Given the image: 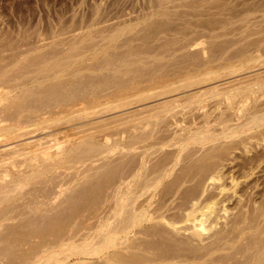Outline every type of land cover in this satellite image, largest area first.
<instances>
[{"label": "bare ground", "instance_id": "1", "mask_svg": "<svg viewBox=\"0 0 264 264\" xmlns=\"http://www.w3.org/2000/svg\"><path fill=\"white\" fill-rule=\"evenodd\" d=\"M123 30L126 31L125 28ZM117 37L118 32H114L105 40L108 44L114 43L121 36ZM80 38L77 42H84L83 36ZM193 41L192 46L197 39ZM169 44V47L173 45ZM189 45L180 47L185 50ZM211 46L208 52L213 53L217 49ZM261 46V41L255 40L248 47L245 45V49L241 47V52L237 50L238 55L235 53L226 59H222L224 54H218L219 50L214 51L220 56L210 54L208 61L207 54V61L201 60L200 64L193 60L197 69H192L195 64L192 65L191 56L186 53L192 70L188 69L189 66L183 70H190L192 75L179 77L181 70L177 73L179 78L176 74H172L171 80L167 77L171 82L165 77L169 73L164 76L161 74L164 68L151 66V61L144 64L142 60L144 66L151 67L145 70H152L150 73L143 71L141 59L136 60L135 57H139L140 54H136L146 49L144 47L136 54L129 50L127 57H104L107 60L99 59L104 60L100 64L93 57L92 63L97 65L93 63L86 70L77 66L75 71L78 72L63 81L59 74L65 70L62 66L67 68L69 64L60 62V65L50 67L46 60L35 58L29 67L26 65L33 69L27 74L39 75L41 82L44 76L45 81H51V84L44 82L48 85L43 83L44 87L40 86L39 76L36 79L31 77L27 82H32V87L26 89L28 86L24 81L25 90L15 95L14 86L8 84V71L1 67L0 264H264V191L257 200L255 196H260L259 182L255 184L254 178L250 180L251 176L264 173V150L261 148L264 147V76L259 74L228 87L215 84L206 91L187 95L185 101L179 100L181 103L163 102V105L158 104L157 110L150 109L152 114L147 110L144 111L146 115H135L134 118L144 116L137 121L117 122L111 134L106 132L114 125L108 127L103 123L104 127H101V121L99 127H96L98 124L90 123L93 127L87 124L95 131L88 127L82 131L86 123L77 125L80 124L77 122L79 119L123 109L133 101L144 103L151 98L203 85L209 78L212 83L226 73L230 76L260 67L264 65V47L262 49ZM162 47L159 49L162 51H155L157 48L154 51L159 53L156 56L163 55L164 58L166 53L163 52H167L169 47ZM169 51L171 49L167 54ZM69 52L67 57L72 60L75 59L74 52L79 51ZM155 52L152 49L153 58ZM196 53L201 56V53ZM134 55V59L130 58ZM176 60L172 62L176 63ZM180 60L181 65L184 61L189 63V60ZM71 64L74 66V61ZM152 67L159 69L157 73ZM166 68L165 73L169 69ZM161 69L163 71L160 72ZM84 70L91 72L88 74L104 70L110 75H102L96 81V77L87 75L94 79L91 81L82 76ZM174 71L172 73L177 70ZM3 74H6L7 80L4 81L7 83L3 81ZM125 75L131 76L130 82H125L127 84L123 81L128 79H121L122 83L119 81ZM173 77H177L175 82ZM146 78L152 86L148 85ZM138 82L143 87L136 91ZM35 83L37 85L34 86ZM111 87L116 89L109 93ZM104 91L105 95L102 94ZM205 102L210 105V114L207 111L200 116L201 111L206 110ZM193 106L202 109L196 111L201 112L200 115L198 113L203 119L200 123L197 122L198 115H194L197 121L192 118L189 123L184 117L185 124L183 121L180 123L182 118L175 119L182 109ZM166 117L173 119L172 127L178 129L173 131L172 128L170 134L159 136L161 129L164 130L163 123L165 129L171 126ZM74 119L76 126L73 125ZM57 123H72V127L69 125L71 128L64 129L77 132L65 134L60 140L57 138L58 130L50 134L49 130L45 131ZM62 124L60 126L63 127ZM131 130L133 133L128 132ZM40 131L48 133L47 136L26 140ZM19 140L28 142L12 146ZM236 151H240L242 156L237 158ZM198 153L201 154L198 156ZM110 159L114 160L109 162ZM236 160L240 163L234 166ZM226 162L233 163L234 167L224 171L229 166L225 165ZM97 163L99 166H95ZM260 184H264V179ZM206 240L210 243L205 244Z\"/></svg>", "mask_w": 264, "mask_h": 264}, {"label": "rangeland", "instance_id": "2", "mask_svg": "<svg viewBox=\"0 0 264 264\" xmlns=\"http://www.w3.org/2000/svg\"><path fill=\"white\" fill-rule=\"evenodd\" d=\"M262 2H264V0H0V48H1L0 49V65H1L0 68L4 66L5 68L3 67L4 69L1 68V70L3 69L5 71L6 70L8 71V73H6L7 71L5 72L6 74H8L7 75V79L9 80L8 84L11 83L10 85H12V87L14 86L15 90L13 92L16 91L14 93V95H15V94L21 93L22 90H25V88H24L25 86L23 85L24 81L27 82V80L31 77H34V79H36V77L39 76V75H37L35 77V74H32V76H31V73L27 74V72H31L33 70V69L27 68V67H29L28 64L31 63V60H34L35 58H38V59L42 58L41 60H46L47 65H49L50 67L51 66L55 67L60 62L64 63V64L65 63L69 64L70 67H67V68L65 65L61 64V65H63L62 68L65 70L59 74V77L60 78L62 77L61 80L63 81V79L67 80V79L71 78L72 76H74V73L78 72V71H75V70H78L77 66H80V67L82 66V67H84L83 69L86 70L87 66H91V64L94 65L96 63V62H93L94 64L92 63V60H94V58L98 59L97 61H99V59L103 58L104 60H107L109 58L115 57L116 55L127 57L129 54L128 53L129 50L136 54L138 51H140L144 47L146 49L141 50L143 55L141 54V52H139L136 54V55L140 54L139 57L138 56L135 57L136 55H134V56H131L130 58L134 59V57H135L136 60L141 59L140 61L142 62V64H143V61H144V64H145V61H149V62H147L148 64L152 62L150 64L151 66L155 65V67L158 66L159 68H164L163 69L164 71H165L166 66H167L166 70L171 66L167 70L166 73L162 69L160 70V72L163 71V73H161V74H164V76H165V74H168V73L171 74V75L168 74V76H165L166 78L170 77L169 78L170 80L172 78V74H173V76L175 74H176L175 76H177V73H179L181 70L185 71L184 73H181L182 71L179 73V77H181L180 75H183L182 77L184 78L185 74L187 76L188 75L190 76V74H191V72H189L190 70L195 69V68L197 69V67H196L197 64L202 63V61H204L205 59H206L205 61H207V57L209 58L208 61H210V56L213 54H215V55L224 54V55H222L223 56L222 59L223 58L226 59L227 56L230 57V55L231 56L236 55L235 53H237L236 52L237 50H238V53L241 52L240 50L245 49V45H247V47H248V44L251 42H254L255 40L261 41V45H263V46H261V48L263 49V47H264V39H263L264 38V31H263L264 30V11H262V10L264 9V7L262 9V6H264V3H262ZM250 9H252V10L254 9V10L250 11ZM256 10L258 11L257 13H255ZM242 16H243V18H242ZM245 16H246V19H245ZM241 18L244 21L241 20ZM223 24H225L226 27ZM209 25H210V27H209ZM222 25L224 27H222ZM183 26H184V28H183ZM129 27H130V29H129ZM124 28L126 29V31L125 30L121 31ZM111 30L113 32H111ZM260 30L262 31V33ZM114 32H118V37H119V35L121 36L119 38V40L117 39L118 37L116 38V40H118L119 42L114 41V43L108 44V42L106 40L109 39L114 34ZM121 32H124V33L121 35V34H119ZM163 33H164V35H163ZM253 33H255V34H253ZM83 34H85V35H83ZM81 35L83 36L82 40L84 39L83 40L84 42H82V41L77 42V41H79V39H81L80 38V37H82ZM187 35H188V37H187ZM254 35H256V36H254ZM150 38H152V39H150ZM85 39L87 41H85ZM196 39L198 42L196 41L197 43L195 42V45L199 44V46H195V45L192 46V44L194 42L193 40H196ZM201 42L204 44H201ZM169 43L173 44V45L171 44L172 48L167 46ZM184 43L186 44V47H187V43H188V45H189V43L190 44L192 43V44H191V46L190 45L188 46V49L185 47L187 50L186 49L184 50V47H182V46L180 47V45H185ZM72 44H74V45H72ZM71 46H72V49H71ZM160 46L169 47V48H167V52L163 49L165 51V52H163V54L166 53V54H164L165 55L164 58L162 57L163 55L162 56H160V55L156 56V53H158V52H155V51H158L160 49ZM200 46H201V48H200ZM210 46L212 48H216L217 50H219V52L221 51V53L218 52V54H217L216 52H214L217 50H213V53L208 52V50H210ZM213 46H215V47H213ZM221 46H222V48H221ZM147 47H149V48H147ZM224 47H229V48L225 49ZM241 47L242 48L244 47V48L242 49ZM73 48L75 49V51L78 50L80 53L74 52V53H76V55H74V53H72L75 56V57L73 56V58H75V59L70 60L67 56H69V54L71 55L69 50L74 51ZM156 48H157V50H155ZM178 48H179V50H178ZM180 48H183V49H180ZM198 48H200L199 50L201 52L198 50ZM205 48H207V49H205ZM149 49L151 50V52ZM152 49H153V52H155L154 58L152 55ZM169 49H171V51H169V54H167ZM220 49H222V50H220ZM223 49L225 51L228 49V51L225 52V51H223ZM6 50H7V52H6ZM146 50H148L151 54H147L149 52L147 51V53H146L145 52ZM172 50H173V52H172ZM159 51H162V50H159ZM195 51H197L198 54L201 53L200 54L201 59L199 56L195 55V53H196ZM222 51H223V53H222ZM68 52H69V54H68ZM145 53H146V55H145ZM186 53L189 57L191 56L190 57L191 59L190 58L189 59L192 60L191 61L192 63H193V60H194V62L196 60L199 63L195 64L196 63L195 62L192 64L190 62V60L188 59V56L186 55V57H185ZM238 53H237V55H238ZM207 54H208V56H207ZM15 55H16V57H15ZM110 55H111V57H109ZM113 55H115V56H113ZM192 55L195 56V57H193V59H192ZM220 55H218V56H220ZM179 56H180V59H184L186 61L189 60V63H186L184 61V62H182V65H181L180 62L182 60L179 59ZM12 57H15L17 59L12 58ZM91 57L92 58L94 57V58L92 59ZM104 57H106V58L109 57V58L105 59ZM171 57H172V59H171ZM146 58H147V60H146ZM148 58H149V60H148ZM160 58L161 59L163 58V59L160 60ZM185 58H187V59H185ZM194 58H196V59H194ZM61 59H63V60H61ZM153 59H155V60L153 61ZM174 59L175 60L177 59L176 63L172 62V60L175 61ZM104 60H102V61H104ZM28 61H30V62L28 63ZM73 61L75 63L74 66H72L73 64H71V62H73ZM102 61H99L98 63L100 64V62H102ZM205 61H204V63H205ZM12 62H14V63H12ZM68 62H70V63H68ZM171 62L173 63V65L171 64ZM190 63L192 65L195 64V66H193L194 68L190 69V67H192V65ZM54 64H56V65H54ZM144 64H143V66H144ZM166 64H168V65H166ZM169 64H171V65H169ZM26 65H27V67H26ZM95 65H97V63ZM208 65H210V64H207L206 67H209ZM64 66H65V68H64ZM145 66L143 67L144 72L147 70L146 68L151 69V67L149 65L146 67ZM188 66H189L188 69H190V70H187V71L189 73L186 72V70H183V69H187ZM263 66L264 65H262L260 67H256L253 70L251 69V70H248L246 72H242V73H238V74H234V75H230V76L229 75L227 76L226 75L227 73L226 74L223 73L226 76L222 74L223 76L220 79H217L216 81H213L212 83L209 82L210 81V78H209V81L207 80L208 83H205L203 85H199V86H196L193 88H189V90L183 89V90H179L177 92L165 95L164 97L162 96L161 98L160 97L151 98L149 101L148 100L144 101V103L133 101V103H131L130 105L125 106L126 108H124V107H123V109L120 108L121 110L118 108V109H116V111L113 110L110 112H106L104 114L102 113L101 115L99 114L100 116L94 115V116H89L90 118L89 117L84 118V119L78 118L79 120H77V122L79 121L78 123H80V124H77V122L75 123L74 121H76V119H74L73 125L76 126V124H77L78 126H80L82 123L81 126H83V124L86 123L84 125V127L81 129L83 131L84 128L88 127V125H87L88 123L89 124L92 123L94 126L98 124V126H96V127H99L101 124H102L101 127L102 126L104 127V125H107V126L109 125L108 127H110L111 125H114V124L118 125L117 122L118 123H125V122H127L126 121L127 119H129L128 122L130 120L137 121L136 119L143 118L144 116L134 118L135 115H137L139 113L141 114V116H142V114L146 115V112H144V111H147V110L151 111L148 114H152V110H150V109L153 108V110H157L156 107L163 105V102L164 103L167 101L168 102L169 101L170 102H172V101L179 102V100H183V99L185 101L187 95L190 96L191 94H194V92L199 91V90H201L202 92L204 90L206 91L207 88L210 89V87L215 86V84H216V86H218L220 84L219 86L222 85L223 87H226V85H227V87H228V86H233L234 84L236 85L238 82L240 83V81L244 82V81H248L250 79H253V78L257 77L259 74L261 76H264V67ZM30 69H31V71H30ZM108 69H109L108 71L110 72L112 67L108 68ZM152 69H153V72L155 71L156 73L159 70L158 68H157V70H155L156 68H154V67H152ZM201 69H203V68H201ZM122 70H124V68ZM174 70L175 71L177 70V71L175 72ZM84 71H82V76L83 77L86 76L84 78H87L88 77L87 75H89V77L90 76L96 77L95 80L93 78L88 77L89 80H91V81H93V80L96 81L97 79H99L100 76L102 77V75L103 76H108V74L110 75V73L108 71H104V70L100 71V73H98V74L97 73L88 74L91 72H87V71L84 72ZM151 71L152 70H150V71L148 70V71H146V73H148V72L150 73ZM172 71H174L175 73H172ZM192 72H196V71L193 70ZM6 74L5 75L3 74V77H2L3 81H4V79H6ZM71 74H72V76H71ZM105 74H107V75H105ZM161 74H159V75H161ZM193 75H194V73H193ZM164 76H162V77H164ZM123 77L121 76L119 78L120 79L119 81L121 83H122L121 79L122 80L128 79V80L123 81V83H125V82L128 83V81L130 82L131 76L129 77V75H125ZM177 77H173V82H175L174 79H176ZM208 77H210V75ZM17 78L18 79L20 78V81L17 80ZM38 78H40V76L37 77V79ZM41 79H43L42 82L38 79L40 81V83L38 80H36V81H38L37 84L39 83L40 86L43 85L44 82L48 83L47 81H45L44 76ZM167 79H166V81L169 80V79L168 80ZM6 80L4 82H6ZM147 80L148 79L146 78V82H147ZM160 80H161V78H160ZM143 81H141L140 84L143 85L144 84ZM153 81H151V82H153ZM53 82H55V81H53ZM146 82H145V85H147V83L149 85L150 82L149 81L147 83ZM27 83H24L26 85V87L28 86V88H26V89H30L32 87L33 83L29 82L30 83L29 85H27ZM46 83H44V85ZM49 83L51 84V81ZM127 83H125V84H127ZM156 83L157 82H154V84H156ZM37 84L35 83L34 86ZM48 84H46L45 86H47ZM140 84L138 82L135 85L136 91L139 90L138 88L140 86H141L140 89H142L143 86ZM10 85H8V86H10ZM44 85H43V87H44ZM150 85L152 86V83H150ZM15 86H17V87H15ZM19 86L22 88H20ZM149 86H147V87L149 88ZM18 87L20 88V90ZM145 87L143 89H146ZM108 89H110V87ZM115 89H116V87H115ZM115 89H112V87H111V90L110 91L108 90V92L109 93L112 91L114 92ZM105 91L102 92V94L105 95L107 92V91L106 92ZM181 102L182 101H180L179 103H181ZM207 103L210 104V101L208 100ZM158 104H160V105H158ZM209 107H210V105L207 104V106L205 108L206 109L205 112H204V109H203V111H201L202 109H199L197 106L196 107L193 106L192 107L193 109L192 108L191 109H189V108L182 109V111L180 113H178L179 115H177V114L175 115V119L177 120L178 118H180L179 120H181V118H182L181 122L178 121L180 123H182V121H183L182 124H185L184 120H183L184 117L185 118L187 117V120L185 119L186 123L188 120L191 121L192 118H196V121H197V117H195V116L198 115V113L200 115L201 112H202L201 113L202 115H200V116H204V113H206L208 111V109L210 111ZM178 110H181V109L178 108ZM187 110H189V112ZM190 110H192V112ZM175 111H177V109ZM196 111H201V112L196 113ZM209 111L207 114H210ZM182 112H184L185 116L183 115ZM153 114H155V113H153ZM199 115H198L199 121H197V122L200 123L203 119ZM130 116L132 118H134V120ZM124 119H125V121H124ZM81 120H83V121H81ZM120 120H121V122H119ZM166 120L169 122V124L171 123V126H169L167 129H165V123H163L162 126L164 127V130H166V131L161 129V134H159V136L160 135H167L168 133L170 134L172 128L174 127V126L172 127V121H173V125H174L173 119L171 120V119L167 118ZM100 121H101V124H100ZM103 123H104V125H103ZM188 123H189V121H188ZM57 124L56 125L55 124L50 125L49 129H47L45 131L49 130L48 133L50 134L51 132H55L58 130L57 131V133H58L57 138L60 140H63V137L65 136V134L71 135V133L74 134L75 132H77V131H75L73 133L74 130L67 132L64 129V128H69L70 126L72 127V123H70L71 125L69 124L70 126L68 124L65 125L64 123L63 124L57 123ZM61 124L63 125V127L60 126ZM92 124H90L89 126H92ZM64 125L66 127H64ZM115 125L111 126L110 127L111 129L110 128L107 129L110 131H107L108 133L106 132V134L113 133V131L116 129ZM182 126H184V125H182ZM61 127H62V129L60 130ZM92 127H88V128L91 129ZM96 127H94V128L96 129ZM122 127H124V126H122ZM57 128H59V129H57ZM127 128H128V126H126L125 129H127ZM193 128H195V126H193ZM90 129H87V130H90ZM175 129L177 130L178 128H173V131H175ZM63 130H65L66 132ZM81 130L79 129V131H81ZM92 130H94V129L92 128ZM45 131H44L45 134L41 133V131H40L39 133H41V134L37 133V135L34 134L35 136H31L32 139L35 137L33 140L31 138L26 139V140L34 141L36 139H39L40 137L43 138V136H45V135L47 136V134H48ZM162 131H164V132L162 133ZM128 132L133 133L132 130L128 131ZM28 141L19 140L18 142L16 141L17 143L14 141L12 146H14L15 144L21 145V144L28 142ZM261 148H263V150H264V147H261ZM0 151H2V148H0ZM200 152H203V150ZM199 154H201V153H198V156H199ZM241 154L242 153H240V151H236L235 156H237V158H238L239 156L240 157L242 156ZM249 155L251 156L252 153ZM111 160L113 161L114 159H110L109 162H112ZM239 160L234 161V163H235L234 166L237 163H240ZM100 163L95 164V166H97ZM226 164L229 166H227L228 168L226 167L227 169L225 168L224 171H227L228 169L231 170L234 167L233 163L229 164V162H226L225 165ZM91 173L93 174L94 172H91ZM256 173H258V169H257ZM254 176L255 177L251 176L252 179H250V180H253V178H254V181L256 180L255 184H257L259 182L257 184V185H259V188H257V189H259L258 192L260 191V196L259 195L255 196L256 199L258 200L264 191V189H263L264 184L263 185L260 184V182H262L264 179L263 178L264 173H258V174H255ZM261 177H262V181H261ZM254 181H253L252 185H254ZM257 189H255V190H257ZM255 190H254V192H257ZM209 240H211V239H209ZM209 240H206L205 244L208 242L210 243Z\"/></svg>", "mask_w": 264, "mask_h": 264}]
</instances>
